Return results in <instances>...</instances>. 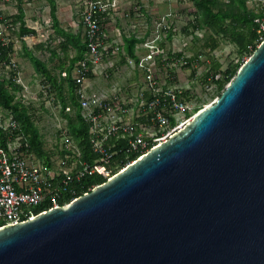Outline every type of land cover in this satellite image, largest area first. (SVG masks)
Segmentation results:
<instances>
[{"label":"water","instance_id":"obj_1","mask_svg":"<svg viewBox=\"0 0 264 264\" xmlns=\"http://www.w3.org/2000/svg\"><path fill=\"white\" fill-rule=\"evenodd\" d=\"M0 264H264V40L167 139L1 226Z\"/></svg>","mask_w":264,"mask_h":264},{"label":"built area","instance_id":"obj_2","mask_svg":"<svg viewBox=\"0 0 264 264\" xmlns=\"http://www.w3.org/2000/svg\"><path fill=\"white\" fill-rule=\"evenodd\" d=\"M161 1L76 0L85 29L86 51L70 75L81 114L89 123L91 149L98 155L93 161L83 158L76 140L63 126L59 131V153L52 156L50 165L30 149L13 110L0 106V227L33 218L38 213L35 209L41 205H46L41 210L45 211L69 204L77 197L72 189L74 180L94 174L103 175L106 180L111 178L182 128L201 109L192 111L181 90L161 87L157 77L158 62L169 59L162 39L174 30L169 22L172 12L159 15L152 24L144 25V30L142 24L136 23L147 13L146 3ZM249 1L264 4V0ZM14 3L18 4V0H0V79L17 85L12 90L14 100L27 107L29 114L37 109L41 98L43 106L55 105L61 112L57 89L48 78L37 74L40 79L36 92L24 78L16 58L20 22L12 17L13 12L6 14ZM256 13L260 43L264 40V6ZM117 14L128 20L124 31L115 26L114 32L108 25L117 22ZM132 36L137 39L136 58L128 62L142 72L143 85L130 98L120 93L110 96L90 93L91 75L108 77V68L115 66L119 56L126 55V37ZM68 75L67 70H62L58 80H67ZM65 110L69 112L72 108L67 106ZM68 190L72 193L69 200L65 196Z\"/></svg>","mask_w":264,"mask_h":264},{"label":"trees","instance_id":"obj_3","mask_svg":"<svg viewBox=\"0 0 264 264\" xmlns=\"http://www.w3.org/2000/svg\"><path fill=\"white\" fill-rule=\"evenodd\" d=\"M23 2V0H19V13L15 18L16 21H20L19 36L35 32V30L28 28L25 24ZM193 2L198 8V12L195 20L190 22L189 27L192 26L194 29H202L206 26L216 33L217 36L210 35L209 38H206L204 45L196 47L195 53L190 57L184 56L182 52H177L176 54H170L169 59L160 62V64L161 66H164L168 65L175 59L181 61L184 60V66L193 68L192 73L195 74V64L200 63V55L206 53V47L209 48V51H213L220 45L222 39L235 43L241 57L237 63H230L226 69H223V64L218 59L213 58L207 72L203 74V81L207 85L214 84L219 96L224 90L225 85L235 76L237 70L244 62V56L250 55L259 44L260 35L258 33V25L255 22L257 13L255 10L248 7L246 0H230L226 4L227 7L219 5V0H193ZM49 3L56 32L64 37V41L61 42L62 45H64V51L68 48L66 43H77L79 45V58L82 57L86 51V46L84 44L82 45L79 34L67 32L60 27L56 14V2L55 0H49ZM170 36L171 34L169 37ZM136 42L137 39L134 36L126 37L125 39L127 52L131 55H134V46ZM10 48H12V46ZM27 55L32 62L35 71L39 75L48 78L52 85L57 89L59 93L58 96L62 103L60 113L67 120V132L76 140L78 146L82 150L83 158L88 161H93L98 155L91 149L89 123L83 118L80 102L75 96V86L70 75L73 63L71 64V67H69L67 80L62 79L59 81L58 76L53 74L52 70L48 68L46 62L31 53H28ZM218 75L219 77H217ZM66 82L69 87L68 96L62 94ZM16 88L17 85L11 81L0 79V106L11 108L13 110L15 117L20 122L21 131L27 137L30 149L36 153L37 156L51 165L52 162L50 161L53 154L47 151L44 147L43 135L40 133L39 128L33 119V113L29 114L27 107L14 100V93L12 90ZM189 93L190 91L186 90L182 95L188 99L190 96ZM67 106H71L72 110L69 112L66 111L65 108ZM63 152L64 150L60 153L63 154ZM132 157L134 158L136 156L133 154ZM105 180L106 178L100 174L86 175L79 180H74L72 182V189H74L76 193L75 196H80ZM71 195L72 193H70L69 190L65 192L67 200L71 199ZM45 207L46 205H41L35 210L39 212Z\"/></svg>","mask_w":264,"mask_h":264},{"label":"rangeland","instance_id":"obj_4","mask_svg":"<svg viewBox=\"0 0 264 264\" xmlns=\"http://www.w3.org/2000/svg\"><path fill=\"white\" fill-rule=\"evenodd\" d=\"M67 1L72 3L74 10L77 11L79 7L78 3L75 0ZM229 1L230 0H219L218 3L223 7H227L226 4ZM246 4L249 8L255 10V12L257 10H261V6H264L262 3L257 4V2L249 0H246ZM47 5H49L48 0H36L35 5H32L28 8L29 11L31 10V13L37 15L36 9L39 8L40 12L43 11L45 13V10H47L45 7ZM146 7L147 13L136 21V23L142 24V30H144V25L147 23L152 24L159 15L172 12L169 22L173 24L172 26L174 30L168 33V37L162 39V44H164V48L166 50V56L167 54L170 56V54L182 52L184 56L190 57L195 53L196 47L204 45L206 38H209L210 35L217 36L216 33L206 26L202 29H194L192 26L189 27L190 22L195 20L198 12V8L193 0H163L161 2H151L149 4L146 3ZM38 16H40L41 20L43 19L41 15L38 14ZM116 16H118L117 22H121L123 25H125L126 20L119 14ZM129 21L131 22V20ZM43 24L45 26L44 21ZM46 32L47 33H44V37H46L45 40L49 43V45H51V47L54 49H57V51H63L64 45H62V41L58 42V37L56 36L58 34L55 33L51 27H48V31ZM170 34L171 36L169 37ZM52 41H56V43L51 44ZM53 48L48 50L51 51ZM20 50L21 47L19 45V51ZM40 51H42L41 53L47 56V53L43 49ZM205 51L206 53L200 55V63L195 64V74L192 73L193 68L184 66L185 61L183 59V61L175 59L168 65L164 66H161L160 62H158L156 68L157 77L161 87L174 88L176 90H181L182 92H185L186 90L190 91L188 101L191 105L192 111H197L198 108H202L205 105L210 104L213 100H215L216 97H218L215 85H207L203 81V74L207 72L213 58L218 59L223 64V69H226L230 63H237V61L241 58L237 49V45L230 42L229 40L222 39L220 45L215 50L209 51V48L206 47ZM38 53L41 55L39 50H37V55ZM46 56L43 57L45 60L47 59ZM244 58H248V55H245ZM115 63L118 65V68H114L112 74L115 73L114 77H116V82L114 83V79L105 80L107 77L105 78L103 74H100L97 77L98 79L91 81L92 84L90 83L91 86H89L90 93L95 92V94L97 93V96H103V90H109L110 87L116 83L125 87L128 85L127 81L130 80L131 76L136 75L137 79L140 81L139 84L137 85L136 82V84H134L135 88L133 90H128L127 93L129 94L125 92V96L127 94L126 97H134V94L143 85V80H141L142 75L141 77L139 75L140 71L131 64H128V66L123 64L122 66L119 59H116ZM38 83L39 79L38 81H34L32 83L31 88L35 92L38 89ZM68 90L69 87L68 83L66 82L62 94L64 96H68ZM43 100L44 99L41 98L37 103V109L32 111L33 119L35 120L40 133L43 135L45 149L55 156L61 146V140H59V131L61 127L66 126V120L65 118L63 119L58 106H43Z\"/></svg>","mask_w":264,"mask_h":264},{"label":"crops","instance_id":"obj_5","mask_svg":"<svg viewBox=\"0 0 264 264\" xmlns=\"http://www.w3.org/2000/svg\"><path fill=\"white\" fill-rule=\"evenodd\" d=\"M35 2H36V0H26L23 2V8H24V12H25V16H24L25 24L28 28L35 30V32L25 34L22 36H18V45H20L21 50L19 51V48H18L16 51V58H17L20 66H21L22 73H23V75L26 74L24 76V78H25V80H27L31 84L34 81H38V79H40V78L37 75L38 73L35 71L32 62L28 59L29 58L27 55L28 53H31V54L37 56L42 61L46 62L48 68L51 69L53 74H56L57 76H59V74L62 70L69 71V67H71L72 63H73V67H72L71 72H74L76 63L78 62V60H80L84 56L83 55L82 57L79 58V56H80L78 53L79 52V48H78L79 45L77 43H75V44L72 42L66 43V45L68 47L66 51H64V50L63 51H57V49H54L53 47H51V45H49V43L45 40L46 37H44V35H45L44 33H47L46 31H48V27L49 28L51 27L52 30L55 31V33H57L55 26H54L52 16H51V6L49 3V5H47L45 7V9H47V10H45V13L43 11L40 12L39 8L36 9L37 15L36 14L34 15L33 13H31V10L29 11L28 7L35 5ZM48 2H49V0H48ZM55 2H56V8H57L56 14H57V18L59 20L60 27L63 28L64 30H66L67 32L79 34V36L81 38L82 45L83 44L85 45V29H84V26L82 24L81 13H80L79 7H78L77 11H75L73 4L67 0H55ZM18 4H19V0H18ZM18 4L14 3V4L10 5V7L8 8L9 10H6V14L13 12L14 14L12 17L15 19L17 14L19 13ZM38 14L43 17L42 20L40 19V16H38ZM43 21L45 22V26L43 24ZM127 23H128V21L126 20L125 25ZM108 25L111 26L113 31H114L115 26H117V28H121L123 31H124V27H125V25H123L121 22H116L114 24H113V22H110ZM49 31H50V29H49ZM56 36L58 37V42L64 41V37L62 35L58 34ZM52 43H56V41H52L51 44ZM50 48H53V49H51V51H49ZM124 48L126 51V55L125 56L124 55L119 56L118 58H119L122 66H123V64H125V66H128V64H131L130 62H128L129 60L135 61V58H136L135 57L136 56L135 46H134V55H131L130 53L127 52L126 44H125ZM42 49L47 53V56L44 55L43 53H41L42 51H40V50H42ZM37 50H39L41 55L39 53L37 55ZM48 55H50V56H48ZM44 56L47 57L46 60L43 58ZM117 66L118 65L115 64V66L113 68H108L107 71L109 72V76L107 78L105 77L106 78L105 80H110V79L113 80L114 79V83L116 82L115 81L116 77H114L115 73L114 74H112V73L114 71V68L116 69ZM57 72H58V74H57ZM139 75L141 77L142 72H139ZM97 77L98 76L91 75L90 83H91V81L98 79ZM141 80H143V75L141 77ZM127 82H128V85L125 87L118 85V83L115 84L116 86L113 84L109 90H103L104 94H102V95L110 96L113 93H120L123 96H125V92L127 93L128 90H130V89L133 90L135 88L134 84H136V82H137V85H138L140 81L137 79V76L134 75V76H131L130 80ZM65 84H64V86H65ZM127 94H129V93H127ZM127 94H126V96H127Z\"/></svg>","mask_w":264,"mask_h":264}]
</instances>
